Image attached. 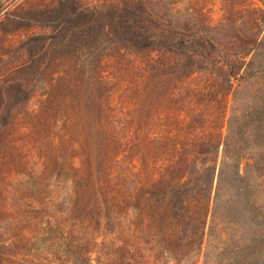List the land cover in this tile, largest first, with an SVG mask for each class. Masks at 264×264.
Segmentation results:
<instances>
[{"label": "trees", "instance_id": "16d2710c", "mask_svg": "<svg viewBox=\"0 0 264 264\" xmlns=\"http://www.w3.org/2000/svg\"><path fill=\"white\" fill-rule=\"evenodd\" d=\"M180 1L187 4L193 20L188 15L179 20L171 18L174 13L170 9H175L173 5ZM259 1L264 4V0ZM198 3L199 0H110L92 9L79 0H55L44 7L26 8L19 14L11 11L0 20L3 29L35 26L39 30L19 42L18 48L25 54L23 61L1 79L0 146L7 147L13 128L24 125L35 134L34 141L39 144V140L46 139V135L39 137L41 126L49 116L56 118L62 113L68 98L82 106L83 131L67 139L77 143L83 153L80 159L88 175L81 181L85 184L83 190H79L80 177H63L60 166L56 163L53 167L60 180H69L74 192L70 217L88 220L98 227L113 214L120 215L129 208L138 210L143 196L160 201L169 190L190 191V196L199 194L202 187L195 188L193 178L199 171L209 172L211 164L212 183L222 166L237 159H247V167L264 168V159L251 155L254 149H264V82L254 91L255 99H260L259 107L240 114L233 107L231 114L227 117L224 113L217 125L213 116L204 111L209 102L219 108L223 94L232 93L236 99L237 87L232 78H236L237 85L258 75L264 80V25L248 29L250 21L264 19V9L257 0H220L223 20L231 30L228 50L218 39L224 35L218 34L217 38L206 26L207 16L202 6L197 8ZM242 21L246 23L242 25ZM103 39L108 43L100 48ZM80 49L83 50L78 54ZM151 53L155 58L148 70L153 81L143 93L136 90L137 99L132 96V106L118 108L122 110L121 119L109 105V99L104 98L112 84L101 76L100 60L112 59L119 72L126 55ZM82 57L77 68L75 64ZM161 75L165 76L162 80ZM191 76H198L201 87L195 89V99L188 103ZM209 76L211 81L203 80ZM42 83L48 84L44 87L46 96L39 114H32L29 103ZM188 107L195 112L188 114ZM205 120L212 123L210 131L200 127ZM120 153L133 156L136 170L129 177H145L142 181L129 180L132 186L123 185L129 198L115 191L114 177L119 176L115 163ZM260 173L264 175L263 171ZM259 178L256 186L245 183L247 190H253L247 201L252 210L264 205L258 203L264 190V177ZM181 207L187 211V205ZM197 207L193 212L188 209L191 213L181 217V230L203 225L214 208L209 204L206 211ZM226 211H230L229 206ZM255 213L262 216L263 212ZM148 214L155 221L162 217L161 210L152 206ZM210 222L212 231L215 221L211 218ZM255 242L257 252L263 255L264 236H257Z\"/></svg>", "mask_w": 264, "mask_h": 264}, {"label": "rangeland", "instance_id": "374dc122", "mask_svg": "<svg viewBox=\"0 0 264 264\" xmlns=\"http://www.w3.org/2000/svg\"><path fill=\"white\" fill-rule=\"evenodd\" d=\"M53 1L55 2L0 0V20L11 11L19 14L26 8L44 7ZM79 1L92 9H98L110 0ZM199 1L197 8L202 6L207 16L206 26L217 38L218 34L224 35L218 39L230 50V29L223 20L220 0ZM257 2L259 7L264 9V4L259 0ZM186 5L182 1L175 3L173 6L176 10L170 9L174 13L171 18L179 20L188 15L193 20L194 16ZM245 18L248 19L246 16ZM245 23L246 21H242V25ZM258 24L264 25L262 17L259 21H250L248 29L252 30V27L256 28ZM38 32L35 26L18 29L10 26L4 29L0 27V84L1 79L23 61L25 54L18 48L19 42ZM40 32L46 33V30ZM101 41L103 43H100V48L107 46L106 39ZM82 50L80 49L78 54ZM83 58L75 64L77 68ZM124 58L119 72L112 59L100 60V74L112 84L109 92L104 93V98L109 99V105L121 119L122 110L118 108L132 106L133 97H137L136 90L143 93L152 83L148 68L155 55H126ZM197 77L191 76L188 103L195 99V89L197 91L201 87ZM211 77L203 80L211 81ZM163 78L165 76L161 75L160 80ZM232 81L237 87L236 99L232 97V93L223 94L219 108L209 102L208 109L204 110L213 116L216 125L224 113L227 117L231 114L233 107L236 113L240 114L261 105L260 99H255L254 92L258 85L261 86L264 82L260 75L248 78L243 84L241 82L237 85L236 78H232ZM181 84L184 85L183 82ZM46 85L48 84L42 83L31 99L28 107L30 113L39 114L41 103L46 96ZM68 100V104L66 102L62 107L61 114L56 118L49 116L47 122L41 126L39 137L46 135L44 141L39 140V144L35 142V134L24 125L13 128L7 147L0 146V264H127L126 259L129 264H264V254L257 252L255 242L257 236H264V205L252 210L247 201L252 198L253 190L245 188L246 181L251 187L258 184L259 177H264L260 173H264V168L261 170L255 165L247 167V159H237L235 163L230 162L222 166L218 175L216 172L214 176L217 182L213 183L212 164L209 172L200 174L199 171L193 179L196 180L195 188L202 189L199 194L195 193L193 196H190V191L178 193V190H169L160 201L143 196L138 210L129 208L120 215L113 214L108 222H103L98 227L91 225L88 220L70 217L68 212L69 207L74 206V192L69 180H60L53 167L55 169L57 163L64 174L63 177L74 180L80 177V191L85 186L82 179L88 175L80 159L83 156L82 151L77 148V143L67 139L69 135L76 137L79 131H83L80 122L82 106L70 98ZM200 104L205 105L201 100ZM188 109V114L195 112L193 107ZM209 120H205L200 127L210 131L212 123ZM216 125L213 126L215 132ZM121 135L124 137V130ZM118 136L119 133L115 137ZM251 153L252 157L264 159V149H254ZM115 166V171L119 174L114 177L115 191L117 195H127L129 198L131 196H128L123 185L127 183L132 186L129 180L142 181L145 177H129L132 176L131 171L136 170L133 156L129 153H120ZM261 192L258 203L264 204V190ZM181 204L187 205V211L189 209L191 212L197 209V206L204 207L206 211L208 204L214 208L212 213H207L203 225L199 224L192 230L187 228L183 231L179 228L181 217L191 212L183 209ZM150 206L161 210L162 217L159 221L149 216ZM228 206L230 211H226ZM258 211L263 212L262 216L255 213ZM227 214L230 215L226 216ZM201 217H204V214ZM225 217H228V221ZM211 218L215 221L212 231Z\"/></svg>", "mask_w": 264, "mask_h": 264}]
</instances>
